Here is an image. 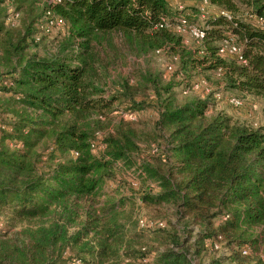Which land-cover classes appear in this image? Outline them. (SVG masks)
Instances as JSON below:
<instances>
[{
  "label": "trees",
  "instance_id": "trees-1",
  "mask_svg": "<svg viewBox=\"0 0 264 264\" xmlns=\"http://www.w3.org/2000/svg\"><path fill=\"white\" fill-rule=\"evenodd\" d=\"M27 1L0 0V221L3 214L9 220L0 223V264H102L117 255L123 238L115 213L125 199L103 208L112 216L95 220L91 230L99 248L87 256L66 251L70 236L64 227L13 229L17 222L47 217L54 205L98 195L119 167L153 181L157 192L142 199L172 208L183 223L136 234L153 244L125 248L132 261L127 264H264V235L257 233L264 226V125L211 115L216 100L210 97L178 105L173 92L180 84L189 90L196 80H216L214 95L264 100V0H210L239 17L230 22L216 12L205 18L198 25L205 38L192 49L164 24L177 25L182 17L195 23L187 10L165 0H61L32 11L25 32L14 30L12 18ZM48 10L65 20L70 35L61 51L42 56L30 48L39 33L35 25ZM113 33L153 50L169 48L181 80L160 86L158 77L143 75L154 86L152 102L140 93L148 94L143 81L131 78L105 95L96 84V43ZM229 34L246 63L219 53ZM147 110L156 111V136L167 142L149 155L159 167L138 159L131 122ZM119 114L126 117L114 123ZM94 115L100 118L92 120ZM106 126L110 131L98 136ZM195 226L200 230L193 239Z\"/></svg>",
  "mask_w": 264,
  "mask_h": 264
},
{
  "label": "rangeland",
  "instance_id": "rangeland-1",
  "mask_svg": "<svg viewBox=\"0 0 264 264\" xmlns=\"http://www.w3.org/2000/svg\"><path fill=\"white\" fill-rule=\"evenodd\" d=\"M51 0H28L25 3V8L17 13V17L12 19V25L14 30L25 32L27 24L31 20V12L35 14L41 12V9L46 5H49ZM186 14L197 25H203L205 16L215 13L218 8L210 6L206 8L205 14L200 10L201 0H184ZM198 9V13L195 12ZM43 19H41L42 21ZM40 21V22H41ZM38 22L35 28L39 33L35 36L36 42L31 46V53H37L42 56L48 54H54L61 51L63 43L69 38L70 31L66 28H60L58 26L46 29L43 23ZM43 24V25H42ZM183 44L189 49L194 48L198 43L194 37L190 34L182 35ZM97 50V64L96 68L99 71V76L96 77V84L105 91V95L115 90V87L119 86L126 78L132 80H142V76H150L153 78H159L160 86H166L170 82L176 83L181 78L175 76L174 68H177L178 63H174L170 49H164L163 52L158 53L157 50H153L147 46H144L136 40H130L119 33H113L106 36H101L100 41L96 43ZM173 65V70H168V65ZM144 83L146 92L141 95L148 97L150 95V102L154 101V89L151 83ZM185 92L184 85L180 84L174 87L176 104L181 105L185 102L193 99H204L210 97L216 100L215 107L210 111V114H225L232 117L235 121L252 125L254 127L264 125V100L254 96H247L240 100L243 101V105L235 107L231 105L227 97H219L212 94L213 91L218 89L216 80L211 83L206 80H196L195 85ZM209 87L211 91H207ZM144 89V88H143ZM208 94V95H207ZM230 97H237L236 95H229ZM168 96L163 93V99ZM239 98V97H238ZM126 114H119L116 116L114 123H118L121 119H124ZM157 113L154 110H147L140 119H134L132 125L137 131V142L141 148L138 154L140 161L149 162L152 166L156 167L160 165L157 159L150 158V154L154 153V149H164L167 146V142L162 138L156 136L155 119ZM100 118V116L94 115L93 119ZM105 120V117L102 119ZM106 125V121L104 122ZM112 126L104 128L97 132L98 136H103L109 132ZM155 137L157 139L155 140ZM155 152L154 154H157ZM119 166H121L119 164ZM156 184L153 181H147L141 179L137 174H133L131 170L125 167H119L115 174V179H110L105 182L98 195L82 201L69 202L66 207L63 205H54L51 207V212L47 217L36 218L28 221H20L15 223L13 230H28L31 232H41V230H51L53 226L64 227L68 236H70L69 248L66 250L68 253L81 255H89L90 250H97L98 244L94 238H99L91 228L97 222H108L111 214L104 215L102 213L103 208L111 203H118L119 200L125 199L126 203L119 207L116 211V217L118 224H120L122 231L123 245L117 246V255L111 256L109 260H106L102 264H127L132 261L124 255L125 248L132 246L134 249H140L142 245H152L151 238H139L135 236L141 231L146 230V233L151 234L152 230L143 227L142 223L147 221L163 222L162 228H170V221L178 223V226L182 227L183 223L178 221L174 210L169 207L149 205L142 197L147 193H156ZM6 214L2 215L1 224L6 221L9 222ZM7 224V223H6ZM193 228V239L199 233L200 227L195 226ZM148 229V230H147ZM86 233H88L86 235ZM258 234L264 235V226L257 229ZM80 240H75L80 236ZM85 236V237H84ZM214 255H226V252H216ZM212 256H208L207 259ZM139 264V263H138Z\"/></svg>",
  "mask_w": 264,
  "mask_h": 264
},
{
  "label": "built area",
  "instance_id": "built-area-1",
  "mask_svg": "<svg viewBox=\"0 0 264 264\" xmlns=\"http://www.w3.org/2000/svg\"><path fill=\"white\" fill-rule=\"evenodd\" d=\"M61 0H51L49 2V4H54V3H58ZM166 2H168L171 6H173L175 9L177 10H185V5L183 3L184 0H165ZM192 1H196V0H192ZM210 0H201V5H200V10L205 14V12H207L206 8L210 7ZM218 12L220 15H223L227 20H229L230 22H235V20L239 17V16H235L233 13H231L228 10L225 9H218ZM215 12V13H216ZM214 14V13H212ZM211 14H208L207 17H209ZM18 15L16 14L15 16H13L12 19H15ZM205 16V18H207ZM42 24L44 27H46V29H49L51 27H55L58 26L60 28H64L65 27V20L62 19L61 17H59L58 15L54 14L53 11L48 10L44 20L42 21ZM259 24H263V20L259 19L258 21ZM165 27L168 28H172L175 32H177L180 35H184L187 33H190L194 39L196 40V42L198 44H202L203 39L205 38V30L203 27L198 26L197 24H191L188 22V20L185 17H182L180 22L177 25H172L169 22H165ZM163 26V25H162ZM164 49H159L157 50L158 53L163 52ZM219 53L223 56H235L238 57L239 61L242 63H246L243 60V56L242 54V47L236 42V39L234 37V35L229 34L227 37L223 38L221 43H220V48H219ZM168 70H173V65H168ZM195 87H198V84L195 85ZM207 91H209L210 89L207 87L206 88ZM189 90H185V92H188ZM218 96L220 97V95L218 94ZM228 101L231 105L235 106V107H240L243 105V101L240 100V98L238 97H230L228 96ZM92 147L95 149L96 147V143L93 142ZM159 149H154V153L158 152ZM78 155V153H77ZM227 219V217L225 218ZM143 227H146L148 229L150 228H155V227H163L164 223L163 222H154V221H147L146 223H142ZM218 247V246H217ZM244 253H247V249L244 251Z\"/></svg>",
  "mask_w": 264,
  "mask_h": 264
}]
</instances>
